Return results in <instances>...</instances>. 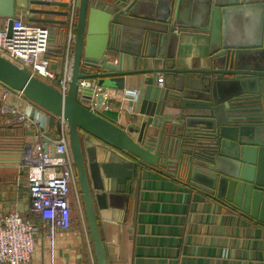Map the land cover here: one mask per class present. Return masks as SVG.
I'll return each instance as SVG.
<instances>
[{"label":"water","instance_id":"water-1","mask_svg":"<svg viewBox=\"0 0 264 264\" xmlns=\"http://www.w3.org/2000/svg\"><path fill=\"white\" fill-rule=\"evenodd\" d=\"M103 2L79 0L67 94L0 55V83L67 120L97 264L117 262L111 248L121 252L99 213L126 191L138 167L169 173L264 226V0ZM68 7L69 0H0V19H9L11 35L19 10L66 17ZM188 32L209 35L203 67L178 59ZM129 82L138 87L143 118L126 128L98 111ZM81 132L91 137L85 146Z\"/></svg>","mask_w":264,"mask_h":264},{"label":"crops","instance_id":"crops-1","mask_svg":"<svg viewBox=\"0 0 264 264\" xmlns=\"http://www.w3.org/2000/svg\"><path fill=\"white\" fill-rule=\"evenodd\" d=\"M104 3L99 0V5ZM30 8L66 10L56 6ZM18 15L53 29L51 52L63 43L64 24L30 19L66 20L65 16L29 10H19ZM181 42L177 55L182 66L203 67L209 53V35L188 32ZM125 88L138 90L134 82L127 83ZM5 91L6 86L0 83V96ZM8 100L30 114L38 109L25 96L11 94ZM135 107V102L108 97L98 112L127 128L139 125L143 118ZM51 124L55 137L53 117ZM28 135L32 134L19 126L5 127L0 123V210L17 211L45 226L29 212L25 177L19 168L21 143ZM29 140L35 138L29 136ZM99 215L109 241L121 243V252L111 248L117 258L111 264H264L263 225L219 205L175 176L151 167H138L135 180L125 192H118L113 205ZM81 226L75 223L71 230L58 232L54 241L48 237L47 229L42 228L30 264H87L85 256L91 264L87 234ZM88 235L95 256L89 228Z\"/></svg>","mask_w":264,"mask_h":264},{"label":"built area","instance_id":"built-area-1","mask_svg":"<svg viewBox=\"0 0 264 264\" xmlns=\"http://www.w3.org/2000/svg\"><path fill=\"white\" fill-rule=\"evenodd\" d=\"M78 4L79 0H69L65 37L58 48L62 53L57 60L51 57L53 29L29 22L21 16L13 20L11 35L8 33L9 19H0V55L25 66L32 75L67 94L73 74ZM163 79L159 78L161 85ZM90 84V81H84L81 86ZM137 92L124 88L114 90L112 94L133 103ZM11 94L24 96L6 87L0 96V123L5 127L19 126L26 131H33L32 135L22 140L19 168L25 177L29 212L45 226L17 211L7 213L0 210V264H30L42 228L47 229L48 237L54 241L58 232L71 230L75 223L85 229L90 263L97 264L90 245L84 202L69 147L67 120L39 106L30 114L8 100ZM52 117L57 130L55 137L50 129L53 126ZM29 136L35 140L30 141Z\"/></svg>","mask_w":264,"mask_h":264},{"label":"trees","instance_id":"trees-1","mask_svg":"<svg viewBox=\"0 0 264 264\" xmlns=\"http://www.w3.org/2000/svg\"><path fill=\"white\" fill-rule=\"evenodd\" d=\"M62 53V50L61 49H58L56 50L55 52H52L51 53V57L54 59V60H57L60 55ZM231 211V210H230ZM233 212V211H232ZM85 262L88 264V259H87V256H85Z\"/></svg>","mask_w":264,"mask_h":264},{"label":"flooded vegetation","instance_id":"flooded-vegetation-1","mask_svg":"<svg viewBox=\"0 0 264 264\" xmlns=\"http://www.w3.org/2000/svg\"><path fill=\"white\" fill-rule=\"evenodd\" d=\"M81 137H82L83 146H85L91 138L87 136L84 132H81Z\"/></svg>","mask_w":264,"mask_h":264}]
</instances>
